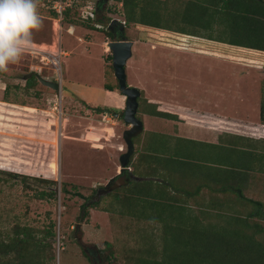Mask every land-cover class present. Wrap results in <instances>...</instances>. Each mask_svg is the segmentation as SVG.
Listing matches in <instances>:
<instances>
[{"label":"rangeland","instance_id":"374dc122","mask_svg":"<svg viewBox=\"0 0 264 264\" xmlns=\"http://www.w3.org/2000/svg\"><path fill=\"white\" fill-rule=\"evenodd\" d=\"M53 1L55 0H36L42 26L33 35L32 50L26 52L19 62L10 64L7 71L0 72V102L7 101L24 106L32 105L53 112L52 115L45 116L44 123L46 124L44 127H48L49 123L48 131L56 130L54 146L50 147L47 155L51 162L58 164V170L54 171L52 168L44 167L43 162L38 168L34 163L36 169H34L33 174L37 173V176L21 178L23 174H20L16 167L23 162L16 158L15 149L17 148L18 152L22 149L25 150L26 145L30 144V139L34 141L40 136L35 128V130H26L25 128L16 130L15 123L18 121L15 120V108L0 104V241L6 240L8 242L9 238L14 237L16 230L24 228L33 233L36 237L34 241H37L45 237L44 231L50 223L57 221L55 243L57 247L59 237L60 245L63 247L60 252V260L63 264H140V258H148L147 248L155 249L157 254L161 252L151 258L166 261L167 258H164L166 244L172 242L169 240L166 242L163 224L151 218L156 217L154 214L156 212L155 207L151 206V202L153 199H160L157 203V212L169 215L170 212L184 207L183 213H179L178 217L175 216L171 222H173L172 224L188 222L187 234H192L197 228L200 230L208 228L210 232L221 236L219 239L214 237V240H211L209 234L202 235V237L198 236L197 240L191 238V242L185 247V251L190 248L195 253L193 255H196L199 249L212 248L215 254L220 257V249L225 250L228 247V250H234L238 254L239 250H243L246 244L251 243L252 248L250 249L259 255L256 247L263 248L264 245H259L254 239L260 238L264 244V234L258 236L256 233V229L264 228L263 218L255 216L257 219L255 220L253 216L248 217L245 211L232 210L227 206L222 207L221 210L215 209L216 213H221L224 216L209 215L213 213L211 211L212 206L202 203L201 206L205 209L202 208L204 211L202 214H198L196 213L197 208L192 209L194 208L192 203H195V200L192 199L194 197L186 200L183 195L192 191L195 185H207L216 192V187L219 185L216 182L212 184L206 179L207 177L202 176L209 170H215L220 163H222L221 168L217 170L221 173L222 188H226L228 186L226 180L230 171L228 165L224 164V156L228 160L231 155V159L225 162L231 164L232 168V160L235 158L232 154L235 155V151L232 150L228 154V150L224 152L223 149L219 152L211 149L193 150L191 145L180 139L173 141L174 139L165 137L172 128L168 129V125L165 127L166 123L163 120L148 115L142 117L140 114L143 107L147 108V106H143L145 93L157 97L153 93L157 86L154 84L155 81L169 86L165 95L167 98L175 96L176 99L170 100L172 102L174 100L182 103L191 101L193 95L200 97L199 99L206 97L204 90L201 89L200 91L199 88L194 87V84H197L198 76L203 77L202 68H205V74H207L208 66L213 64V60L202 58L195 64L196 60L192 55L173 52L168 49L170 44L190 48L187 51H205L203 42L198 43L197 46L194 43L189 46L188 42L182 44L179 42V38L189 39L185 36L157 31L142 25H125V34L128 39L134 42L133 55L126 64L127 82L131 87H136L135 82L138 81L141 86H144L136 88L142 93L138 98L140 104L137 117L142 120L145 129L133 139V143L135 151H138L137 155H142L139 152L149 150L153 156H156V159L153 158L156 168L153 169V172L147 169L136 171L135 176L140 179L139 181L132 180L120 187H115L109 193L103 191L97 193L99 189H103L104 186L107 187L110 181L119 174L121 157L127 151L123 133L130 126L122 119L115 120L116 123L113 126L112 122L109 123L106 120H114V116L108 114L110 116H107L105 120L106 115L104 114L106 113L103 115L99 113L92 122L86 119L89 116H95V113L92 111L90 113L91 109L84 105V99L90 102L100 101V98L102 100L103 84L106 82L114 87L117 86L114 72L110 64L104 60L106 54L102 52L106 49L103 45V42L106 41L104 29L100 30L98 27L96 30L90 29L89 25H93L92 22L88 23L81 17L87 13L92 14L93 10L97 8L98 0H77L80 7L77 8L78 11H73L71 18L73 17L76 26L80 29L78 32H74L76 33L75 36H70L66 30L67 23L63 21L62 31L65 40V44L62 42L63 47L58 42L55 43L58 40L53 32L54 18L51 15ZM109 5H114L113 0H105L104 9L100 10V13L110 18L109 24L114 20L121 22L124 10L120 9V13H117L115 10H108ZM243 24L239 20L236 25L241 28L244 26ZM85 35V44L77 41V36L83 37ZM224 37H227L226 33ZM228 38L237 39L244 44H254L256 36L250 33L233 36V33L229 32ZM259 43L264 46V40H260ZM62 48L64 51H74L73 57L70 59L59 57ZM49 55L55 57L53 60L60 61L61 58L62 90L55 91L39 81L27 86V80L33 75L30 78L25 77L34 72L45 79L48 77L52 81L58 82L59 78L54 74L52 62H49L51 60ZM61 56H64V53ZM138 68L141 70L137 71ZM145 68L152 70L145 74L142 71ZM209 76V74L206 75V80ZM203 86L202 84L199 87ZM175 92L179 95L176 96ZM69 96L73 97L76 103L66 102L65 98ZM225 102H227L226 106H230L232 100L227 99ZM182 103L179 102L178 104ZM183 105L188 106L186 103ZM98 106L91 105L94 108H99ZM62 109L63 115L60 114ZM29 110L20 109L17 118H20L21 112L25 113ZM110 110L119 113L116 110ZM240 111L244 114L243 110ZM61 118L64 119L65 123L63 130L60 127ZM99 122L101 123L99 128L103 129L107 126L111 129L115 128V134H113L114 138H109V145H106L108 142L105 139L102 141L105 149L96 151L91 143H79L78 138L86 137L84 135L88 123L96 126ZM23 124L27 125V122L23 121ZM112 130L114 131V129ZM65 134L72 138H66ZM3 143H7L8 146L5 147ZM215 153L216 155H214ZM19 154L29 156L27 158L29 165L34 162L30 154L21 152ZM226 154L228 155L226 156ZM41 156L40 152L39 157ZM244 158L247 159V157ZM142 161L141 163L145 165L146 163ZM129 167L133 173V168ZM9 173L20 176L14 179ZM45 178L46 182L38 180ZM208 178L211 179L210 173H208ZM134 190L141 192L139 195H135L137 197L146 195V192L150 193L141 199L151 198V201L144 200L142 206L141 201L138 202V205L126 203L124 200L132 196L128 192ZM260 193L263 203L264 181ZM96 202L98 203L96 207H90ZM162 202L166 206L164 209ZM85 204H87L89 215L83 221L80 220V216ZM257 210L264 213V209L261 207ZM139 214L142 216H138ZM143 214L145 215L143 216ZM243 228L247 234H256V236L253 235V239L244 240L241 238ZM173 234L176 235L177 232ZM80 237L82 244L98 252L95 258L99 259L95 263L91 261L94 255H86L84 250L82 251L79 245ZM200 238H206L208 242L200 241ZM109 244L110 246H108ZM176 246L173 243L171 248L178 250ZM111 254L112 257H110ZM173 255L179 257L177 252ZM250 258H254V255ZM250 258H247L248 262ZM11 259L13 260L14 257L5 258V260ZM219 264L225 263L221 259Z\"/></svg>","mask_w":264,"mask_h":264},{"label":"crops","instance_id":"0c3cea01","mask_svg":"<svg viewBox=\"0 0 264 264\" xmlns=\"http://www.w3.org/2000/svg\"><path fill=\"white\" fill-rule=\"evenodd\" d=\"M74 27V32H78L80 27ZM156 30L175 33L179 36H185L189 38L186 40L179 38V42L181 44L183 42H188L189 46L192 43L196 44L197 46L198 43L203 42L205 51H187L190 50V48H182L170 44V48L168 49L173 52L192 55L196 60L195 64L197 63V61H199V59L202 58H206V60H213V64H209L208 66L209 72L207 71V74L210 75L208 77L209 80H206L207 74H205V68H202L203 77L198 76V82L196 85L194 84V87L199 88L200 91L201 89L204 90L206 97H203V99H199L200 97L198 98V96L193 95V100L184 102L188 106H184V103H182L181 101H170L173 98L176 99V97H166L165 91L169 89V86L167 87L164 83L162 84L155 81L154 84L157 85L155 89H160L157 92L156 90L153 91V93H155L157 97L149 96L145 93L144 101H146L147 106L155 104L157 105V111L176 115L178 119L174 120L161 116H152L146 112L140 113L141 116L145 117L146 115H148L151 117H155L156 119L163 120L166 123L165 127L168 125V129L172 128L171 131L167 132V136L165 137H170L171 139H174L173 141H175V139H180L191 145L193 150L211 149L217 150L219 152L221 149H223L224 152L228 150V154L232 150L233 152L235 151V155L232 154V156L235 157L234 160H232V168L231 164L225 162L231 159V155L230 157H228V160L224 156V164L228 165V170L230 171L226 180V183L228 184L226 188H222L221 185V173L218 171L221 168L222 163H220L217 165V168H215V170L208 171V173H210L211 175V179L208 178V173L202 176L207 177L206 179H208V181H210L212 184L216 182V184L219 185V187H216V192L207 185H195L192 191H188L187 193L183 194L186 200H190L191 197H194L192 199L195 200V203H192V205H194V208L192 209L197 208L198 211L192 212L202 214V212L204 211L203 209L205 208H203L201 205L206 204L207 206H212L211 211L213 213H207L209 215L224 216L221 213H216L215 209L219 208V210H221L222 207L227 206L232 210L237 209L240 212L245 211L248 216L254 212L256 213L257 209L259 208L256 205L251 204L249 200L254 201V203L262 204L264 209V201L262 203V195H260V191L261 189H263L264 181V51L220 43L201 36L197 37L192 35L180 34L162 29ZM53 32L55 34V37L57 36L58 40L55 41V43L58 42L59 45L63 47L62 42H64L65 44V40L62 31V23L55 19L53 20ZM75 34L76 33L69 35L75 36ZM84 37H86V35L83 37L77 36V41L85 44ZM108 42L109 41L103 42V45L106 48L104 51H102L104 52L103 54H106L109 51V48L107 46ZM61 50L62 51L60 52H63L64 56L60 57H67L68 59H70L74 55V51L72 50L64 51L63 48ZM59 64V73L57 74L54 69L53 71L54 74L57 75V78H59L58 82L60 83V86H63L61 58ZM138 70L141 69L138 68L137 71ZM151 70L152 69L145 68L142 71H144L145 74H148L146 72H150ZM114 78H116L115 75ZM47 79L51 80L48 77ZM135 84L137 88L144 87L140 85L139 81L135 82ZM202 84L204 86L200 88L199 86ZM106 85L109 84L107 82L103 84L102 100L100 98V101L95 102H90L89 100L86 101V99H84L85 102L82 101L84 102V105L89 106V108L91 109L90 113L91 111L95 113V116H89L86 118L90 122L94 121L96 115L100 113L94 110L96 108L91 107V105L93 104L99 105V108L114 109L119 113L125 110L126 97L120 92V90H109L105 87ZM110 86L114 87L113 85ZM175 94L176 96L179 95L176 92ZM227 99L232 100L230 106H226L227 102H225V100ZM65 101L76 103L74 98L71 96L65 98ZM179 102L182 104H178ZM60 103L62 108V100L60 101ZM0 104L9 105L15 108V120L19 122L15 123L16 130L18 128L33 130L35 128L40 136L39 139L35 138L34 141L30 139V144L26 145L25 150L22 149V151L19 150L18 152L16 150L17 148L15 149V152L17 153L16 158L23 162L20 166L16 167V170H18L19 173L23 174L24 176H37V173L33 174L35 172L34 169H36V167H34V163L35 166L37 165L38 168H40L41 162H43L44 167L47 166L50 169L53 162L49 160L47 152L49 151L51 146H54L56 130L54 129L53 132L48 131L49 123L48 127H44L46 124L44 123V121L46 120L45 116H48V114L52 115L53 112H51V110L37 108L32 105L24 106L23 104H12L7 101H2L0 102ZM20 109L30 110L26 111L25 113L21 112L20 118H17L19 117L17 115L19 114ZM240 110H243L244 114ZM33 112H35V114H33ZM60 112V114L63 115V109ZM100 114L103 115L104 113ZM104 115L110 116L108 114ZM114 118V120L111 119L106 122H112L114 124L113 126H115V120L117 121V119L119 120L120 118ZM23 121H26L27 125L23 124ZM100 124L101 123L99 122L96 125L98 127H96L92 123H88V126L85 128L84 137H86L83 139L78 138L80 140L79 143H91L94 150L96 151L105 149V145H102V141L105 139V141L108 142L110 141L109 138H114L113 134H115V128H112L114 129V131L108 126L102 129L99 128ZM60 127L61 130H63V128L65 127L63 118H61ZM66 135L67 134L64 135L66 138H72L71 136L69 137ZM3 144L5 147L8 146L7 143ZM106 145H109V142ZM46 149L47 151L45 152ZM20 152L30 154L34 159V162L32 164L30 163L29 165V162L27 160L29 156L27 157V155L19 154ZM40 152L42 154L41 157H39ZM140 154H143L145 158L144 160H147L146 163L148 166L152 165L153 159L151 158V156L153 155L149 150L146 152L142 151L140 152ZM228 154H226V156ZM214 155H216V153ZM244 157H247V159H245ZM250 210L251 212L249 213ZM260 214L264 217V213L261 212ZM255 220H257L256 217ZM262 221H264V219H262Z\"/></svg>","mask_w":264,"mask_h":264},{"label":"trees","instance_id":"16d2710c","mask_svg":"<svg viewBox=\"0 0 264 264\" xmlns=\"http://www.w3.org/2000/svg\"><path fill=\"white\" fill-rule=\"evenodd\" d=\"M113 2L114 5H109L108 10H115L117 13H120L119 10L123 9L124 12L122 15V21H125V25H142L180 34L192 35L197 37L201 36L220 43L264 51V46L259 43L260 40H264V0H113ZM104 4L105 0H98L97 8L96 10H93L95 17H90L85 21H88V23L92 22L93 25H89L90 29L96 30L98 29L96 25L102 26L100 30L104 29L103 31L106 41H112L115 38V30L117 32L116 28L118 27L113 28L114 33L110 29H108L110 18H107L105 17V15L100 13V10L104 9ZM79 7L80 6L78 4L77 6L68 8V10L65 12L63 21L67 23V29L70 25L76 26V22L73 17L71 18V14L74 13L73 11H78L77 8ZM51 15L54 19L58 18V14L53 9ZM239 20L244 23V26H241V28L236 25L238 24ZM229 32H232L233 36L239 35L241 33L243 35L247 33H250L251 35L255 34V43L244 44L237 39L228 38ZM225 33L227 35L226 38L224 37ZM119 34L120 35H116L121 36V38L124 40H130L125 33ZM104 59L110 64L111 69L114 72L112 64V51L109 50L108 53H106ZM32 74L33 76L27 80V86H31L32 83L38 82L36 76L37 73L34 72ZM105 87L109 90H119L118 80L116 87H112L110 85H106ZM138 103L140 104L139 99ZM143 106H147L146 101ZM123 112H121L119 116L120 119H123ZM142 112H146L152 116H161L174 120L178 119L176 115L157 111V105L155 104L148 105L147 108L143 107ZM137 154L138 151H134L129 161V166L133 168L134 174L132 172L131 174L134 176V178L128 179V182L132 180H140L135 176L136 171L147 169L150 172H153V169L156 168V163L154 160L152 162L153 165L148 166L146 163L147 160H144L145 158L143 154ZM151 158L156 159V156H151ZM141 161L145 162L146 164H142ZM11 176L15 179L20 175L12 173ZM21 178L27 177L21 175ZM38 180H42L45 182L47 181L46 179ZM105 187L106 186L103 187L104 192L109 193L110 191L106 192ZM128 193L132 195L131 197H128V199L124 200L128 204L138 205V202L141 201L140 204L142 206L144 200L151 201V198L141 199L142 197L148 196L150 194H148V192H146V195L143 194L140 197L135 196L136 194L139 195L141 193L139 190L129 191ZM133 197L135 198L132 199ZM153 201L151 202V206L155 207L154 210L156 212L154 214L156 215V217L151 218L163 224L167 238L166 242H168L169 240L172 243L169 244L168 242L166 244L164 253V258H167L166 261L151 258L159 255L161 252H158L157 254V251H155V249L147 248L146 254L148 255V258H140V264H219L221 259L225 264H264V244L262 241H260V238L254 239L255 242L263 246V248H261L260 246L256 247L259 255L258 253H255L250 249L252 248L251 243L246 244L245 248L243 250H239L238 254H236L234 250H228V247L225 250L220 249L221 258L219 257V255L215 254L214 249L212 248H205V250L199 249L196 255H193L195 253L190 248L185 251V247H187V245L191 242V238L197 240L198 236L202 237V235L209 234L211 240H214V237H217L219 239L221 238V236L215 235L214 232H210V230L206 228H204L203 230L197 228L194 229L192 234H187V228L189 226L188 222H180L176 224H172L173 222H171V220L175 219V216L178 217L179 213H183V210H185L184 207L179 206L180 208L176 209V211H172V213L170 212V214L167 215L166 213L163 214L157 212V203L160 201V199H153ZM249 202L254 205L257 204V207L263 208V205L260 203H254V201L250 200ZM97 205L98 203L96 202L94 204H91L90 207H96ZM165 207L166 206L162 202V208L164 209ZM260 213V210H257L256 213L254 212L248 215V217L256 216L264 219V217ZM88 215L89 212L87 211V204H85L82 207L80 220L85 221ZM140 215L141 214H139L138 216ZM144 215L145 214H143V216ZM233 222L238 223L236 221ZM56 227L57 221L50 223L49 227H47L46 231H44L45 237L37 241H34L36 237L33 233H30L28 229L24 228L16 230L14 237L11 239L9 238L8 242H6V240L0 241V264H55L57 256V247L55 243V239L57 236ZM175 232H177L176 235L173 234ZM256 233L258 234V236L263 235L264 228L262 227L256 229ZM253 235L250 233L247 234L246 230L244 228L242 229L241 238H243L244 240L247 238L253 239ZM254 236H256V234ZM199 240L208 242L206 238H200ZM173 243L175 244V246L177 245L176 247L178 248V250H173L171 248V245H173ZM108 246H110V244ZM175 252L178 253L179 257L173 255V253ZM252 255H254V258H250V256ZM10 257H14V259L5 260V258ZM110 257H112V254L110 255ZM247 258H250L249 262L247 261ZM51 261L52 263H50Z\"/></svg>","mask_w":264,"mask_h":264},{"label":"water","instance_id":"95a60500","mask_svg":"<svg viewBox=\"0 0 264 264\" xmlns=\"http://www.w3.org/2000/svg\"><path fill=\"white\" fill-rule=\"evenodd\" d=\"M114 27H119L120 32L123 34L125 33V25L122 22L114 20L109 24L108 29H110L114 33ZM114 35V40L109 41L107 43V46L113 53L112 64L114 75L118 80L119 90L126 97V107L123 112L122 118L123 121L130 126V128L123 133L124 141L127 144V151L121 157V171L118 176L116 178H113L107 185L106 192H109L117 186L120 187L126 184L128 179L134 178V176L128 169L130 158L135 151L133 139L141 134L144 130L143 122L137 117L139 108L138 98L140 97V91L137 88L128 85L126 75V64L132 57V47L134 43L133 41L122 39L121 36H117L116 34ZM31 76L32 74L27 75V77L25 78H30ZM37 79L46 87L52 88L55 91L61 90L59 82L45 79L39 75H37ZM94 110L100 113L111 114L114 117L119 118V114L113 113V111L110 109L96 108Z\"/></svg>","mask_w":264,"mask_h":264},{"label":"clouds","instance_id":"9594fccd","mask_svg":"<svg viewBox=\"0 0 264 264\" xmlns=\"http://www.w3.org/2000/svg\"><path fill=\"white\" fill-rule=\"evenodd\" d=\"M41 26L36 0H0V72L32 50L33 35Z\"/></svg>","mask_w":264,"mask_h":264},{"label":"built area","instance_id":"2783aa9c","mask_svg":"<svg viewBox=\"0 0 264 264\" xmlns=\"http://www.w3.org/2000/svg\"><path fill=\"white\" fill-rule=\"evenodd\" d=\"M78 4L79 3L77 2V0H55L52 2L51 8L58 14V18L56 20L62 23V21L64 20L65 12L68 10V8H71L73 6H77ZM81 17H82V19L87 20L90 17L94 18L95 14L94 13H92V14L87 13V15L85 14V16L82 15ZM121 22L125 25V21H121ZM96 27L102 28V26H100V25H96ZM74 31H75V27L73 25H70L69 28L67 29V32L70 35H72L74 33ZM61 54H59V57L61 56ZM49 57H51V60H49V62H52L53 68H54L55 72L58 74L59 69H60L59 61L57 59L53 60V59H55V57L52 55L51 56L49 55ZM43 59H45V58H43ZM104 118L106 120L107 115ZM106 121H108V120H106ZM57 242H58V245H57V256H56L55 264H63V263H61V260H60V252H61V249L63 247H61V245H60L59 237L57 239Z\"/></svg>","mask_w":264,"mask_h":264},{"label":"flooded vegetation","instance_id":"af4514ba","mask_svg":"<svg viewBox=\"0 0 264 264\" xmlns=\"http://www.w3.org/2000/svg\"><path fill=\"white\" fill-rule=\"evenodd\" d=\"M117 29V32H116V30H115V33L117 34V35H120L119 33H121L120 32V28L118 27V28H116ZM131 41V40H130ZM102 109H106V108H102ZM127 176V175H126ZM100 191H103L104 192V189H99L98 191H97V193H99ZM76 233V232H75ZM77 236V235H76ZM76 238V237H75ZM77 239V238H76ZM78 240V239H77ZM79 245L81 246V248H82V251L84 250V253L86 254V255H94V258H92V263H95V261L97 260V259H99V258H95L96 256V254L98 253L97 251H95V250H92V248L91 247H89V246H86V245H84V244H82V238L80 237L79 238Z\"/></svg>","mask_w":264,"mask_h":264},{"label":"bare ground","instance_id":"6f19581e","mask_svg":"<svg viewBox=\"0 0 264 264\" xmlns=\"http://www.w3.org/2000/svg\"><path fill=\"white\" fill-rule=\"evenodd\" d=\"M54 171L58 170V164L57 163H53L52 167H51ZM89 169V168H88Z\"/></svg>","mask_w":264,"mask_h":264}]
</instances>
